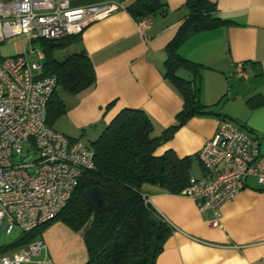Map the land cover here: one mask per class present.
Returning a JSON list of instances; mask_svg holds the SVG:
<instances>
[{"label": "crops", "instance_id": "0c3cea01", "mask_svg": "<svg viewBox=\"0 0 264 264\" xmlns=\"http://www.w3.org/2000/svg\"><path fill=\"white\" fill-rule=\"evenodd\" d=\"M134 1L74 2H116L120 8L91 22L60 57L54 52L63 60L83 51L96 75L95 83L79 93H61L66 111L61 124H55L59 128L52 127L67 137L90 144L123 109L144 110L155 137L177 123L183 98L165 77V46L188 14L187 0H158L162 7L146 16V29L138 28L127 9ZM210 1L224 23L192 35L178 48L181 57L199 66V100L208 111L186 119L155 151L158 156L169 149L180 158L189 156L188 171L195 177L205 176L196 156L216 133L220 116L257 136L264 151V0ZM240 62L247 76L237 78L234 66ZM142 192L153 210L177 227L156 264H264V186L255 179L246 178L237 195L221 206L222 229L210 226L211 209L200 210L189 197L150 184H144ZM83 237V230L54 221L39 237L45 243L41 257L55 264H84L88 252Z\"/></svg>", "mask_w": 264, "mask_h": 264}, {"label": "built area", "instance_id": "2783aa9c", "mask_svg": "<svg viewBox=\"0 0 264 264\" xmlns=\"http://www.w3.org/2000/svg\"><path fill=\"white\" fill-rule=\"evenodd\" d=\"M75 1L0 0V43L24 40L20 53L0 60V232L7 235L12 227L27 232L54 219L81 174L95 167L89 144L48 126L47 103L57 80L42 75L44 53L33 45L41 38L80 34L120 8L116 2L76 6ZM149 25L148 17L137 20L140 29ZM234 68L235 77L247 76L242 62ZM215 132L196 156L205 176H190L179 194L200 210L211 209L210 226L222 229L221 206L237 195L244 180L253 178L264 186V151L257 136L231 120L221 119ZM44 248L40 238L33 239L1 254L0 264H55L41 257Z\"/></svg>", "mask_w": 264, "mask_h": 264}, {"label": "trees", "instance_id": "16d2710c", "mask_svg": "<svg viewBox=\"0 0 264 264\" xmlns=\"http://www.w3.org/2000/svg\"><path fill=\"white\" fill-rule=\"evenodd\" d=\"M185 5L188 14L165 46V77L183 98L182 110L176 116L177 123L166 128L161 137H155L151 134L154 125L144 110L120 111L89 144L94 150L95 167L81 174L60 213L30 231H21L14 242L0 246V255L39 238L47 226L60 220L75 231H84L88 252V261L84 264H156L171 229L145 202L142 188L144 184H150L158 185L169 194L182 191L190 177L189 156L180 158L171 149L158 156L155 151L186 119L208 111L199 100V66L181 57L178 48L192 35L224 23L210 0H187ZM160 7L158 0H135L127 9L137 21ZM78 35L41 38L33 43L44 53L42 75L55 76L57 80V89L47 103V124L51 127L66 111L61 93L77 94L96 81L91 61L83 51L68 54L63 60L54 55L56 50L78 42ZM177 68L192 72L194 83L176 78L173 74ZM92 185L103 189L106 202L103 211L97 212L85 200L83 190Z\"/></svg>", "mask_w": 264, "mask_h": 264}, {"label": "rangeland", "instance_id": "374dc122", "mask_svg": "<svg viewBox=\"0 0 264 264\" xmlns=\"http://www.w3.org/2000/svg\"><path fill=\"white\" fill-rule=\"evenodd\" d=\"M24 47V40L21 37H17V38H12L10 40L4 41L2 43H0V59L4 58V57H8V56H13L16 55L18 53L21 52V50ZM29 47V45L27 46ZM63 49H58L55 52V55L57 57H60V51L62 52ZM44 62V59H43ZM60 118V117H59ZM57 119L55 121V123L53 124V126L58 129L59 127L56 126L55 124L59 123L61 124V119ZM86 138H83V140ZM193 174V172H191ZM21 230L20 228H18L17 226L12 227V231L9 235L5 234L4 232H0V246H4L7 244H11L12 242H14V240H16L18 238V236H20Z\"/></svg>", "mask_w": 264, "mask_h": 264}, {"label": "water", "instance_id": "95a60500", "mask_svg": "<svg viewBox=\"0 0 264 264\" xmlns=\"http://www.w3.org/2000/svg\"><path fill=\"white\" fill-rule=\"evenodd\" d=\"M176 78L184 80L185 82L194 83L195 76L192 72L185 70V68H177L173 74ZM85 200L97 212L103 211L106 208V202L103 200V189L98 185L88 186L83 190Z\"/></svg>", "mask_w": 264, "mask_h": 264}]
</instances>
